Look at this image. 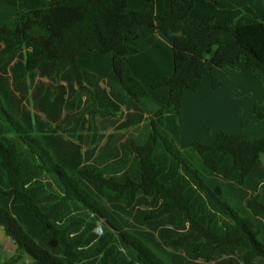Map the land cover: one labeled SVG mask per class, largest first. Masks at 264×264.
I'll return each instance as SVG.
<instances>
[{
  "label": "trees",
  "instance_id": "trees-1",
  "mask_svg": "<svg viewBox=\"0 0 264 264\" xmlns=\"http://www.w3.org/2000/svg\"><path fill=\"white\" fill-rule=\"evenodd\" d=\"M0 0V227L31 264H264V136L181 146L187 89L214 67L264 74V20L247 0ZM158 29L174 73L154 101L125 56ZM113 53L119 82L85 68ZM254 117L264 119L255 109Z\"/></svg>",
  "mask_w": 264,
  "mask_h": 264
},
{
  "label": "crops",
  "instance_id": "crops-1",
  "mask_svg": "<svg viewBox=\"0 0 264 264\" xmlns=\"http://www.w3.org/2000/svg\"><path fill=\"white\" fill-rule=\"evenodd\" d=\"M128 1L129 9H141L149 0ZM153 1L157 13L170 11V0ZM247 2L264 20V0ZM127 39L138 48L137 52L125 56L132 72L144 84L154 101L166 104L170 98V89H154L152 85L174 73L171 42L158 29L148 26L142 27L138 36L128 35ZM113 55L85 50L78 56V62L107 79L119 82L112 66ZM214 74L222 81L220 87H213L212 82L204 78L196 90L187 89L184 93L180 115L181 146L188 147L194 140L202 139L207 132L210 134L207 137L209 142L215 140L219 132L242 133L248 140L263 137L264 119H256L254 114L256 108L264 113V74L256 77L239 62L226 68L214 67ZM248 92L254 95L249 96ZM16 252V245L0 227V264H6ZM26 256L21 255L16 263L24 264Z\"/></svg>",
  "mask_w": 264,
  "mask_h": 264
},
{
  "label": "rangeland",
  "instance_id": "rangeland-1",
  "mask_svg": "<svg viewBox=\"0 0 264 264\" xmlns=\"http://www.w3.org/2000/svg\"><path fill=\"white\" fill-rule=\"evenodd\" d=\"M17 22H18V16H17V13L16 12H13V11H7V10H3V11H0V24H7L8 26H10V27H12V28H14L15 26H16V24H17ZM222 82V81H221ZM222 85V84H221ZM220 85V86H221ZM219 86V87H220ZM216 88H218V87H216ZM249 94V96H253L254 94L252 93V92H248ZM209 132H207V134H208ZM209 136H210V134H209ZM208 136V137H209ZM204 137H206V134H205V136ZM203 137V138H204ZM257 137H260V136H257ZM262 137V136H261ZM13 254V253H12ZM29 257V256H28ZM27 256H26V259L27 260H23V261H25L24 262V264H31L32 263V261H31V259H29ZM17 262V261H16ZM16 262H14V263H12V264H21V262H19V263H16Z\"/></svg>",
  "mask_w": 264,
  "mask_h": 264
}]
</instances>
